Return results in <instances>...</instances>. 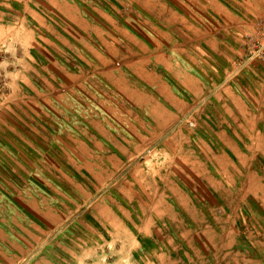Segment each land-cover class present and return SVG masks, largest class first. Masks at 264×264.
Segmentation results:
<instances>
[{
    "label": "rangeland",
    "instance_id": "obj_1",
    "mask_svg": "<svg viewBox=\"0 0 264 264\" xmlns=\"http://www.w3.org/2000/svg\"><path fill=\"white\" fill-rule=\"evenodd\" d=\"M9 1L17 16L20 3ZM71 1L117 52H107L108 66L133 60L140 46L157 49L197 86L171 80L185 106L168 108L170 125L155 127L105 86L104 66L85 48L105 55L97 40L63 32L48 12L50 27L29 22L37 44L30 89L11 94L0 76V191L17 202L0 196V264H264V57H251L256 29L219 20L205 0ZM218 1L244 16L238 0ZM171 7L189 29L170 27ZM22 52L1 51L0 62L16 73ZM130 117L142 141L125 142ZM90 118L118 132L114 163L108 141L88 131ZM30 185L46 196L32 186L40 197L26 199Z\"/></svg>",
    "mask_w": 264,
    "mask_h": 264
},
{
    "label": "crops",
    "instance_id": "obj_2",
    "mask_svg": "<svg viewBox=\"0 0 264 264\" xmlns=\"http://www.w3.org/2000/svg\"><path fill=\"white\" fill-rule=\"evenodd\" d=\"M5 1L6 3H0V52L2 51L11 54L16 48L23 50L22 57L19 61L22 68L17 69L16 73L14 72L15 69H6L8 66V60L2 63L0 62V76H4L7 79L8 92L11 94L18 92L19 89L21 91L30 89L29 77L31 73L30 65L32 58L29 51L31 48L36 47L37 44L33 39L34 36L32 38V31L29 29L28 23L33 22L41 28L50 27V20H48V17L46 16L47 12L65 23L62 25L59 22V24L62 25L60 26L62 27L60 29H62L63 32L72 34L71 36H81V38L84 37L85 39L88 36H91L97 40L104 49L106 48L105 55H102L93 49L88 48L84 40H80L86 44V46H84L90 58L99 62L101 66H104L100 72V76L106 87L113 91L122 102L124 101L128 108L133 109V111L137 110L145 116H148L150 122L154 124L155 127L161 128V126L170 125L171 116L168 113L170 112L168 108L176 107L180 109L185 106V102L182 100L183 97L176 93L170 83L171 80L177 81V83L186 90H194L197 86V81L194 77L188 74L184 68H180L179 65L177 66L173 59H170V57L159 52L157 49H154V51H147L144 47L140 46L142 48L141 53H138L133 60L126 62L123 66H108L110 62L107 59V55L109 57L110 55L107 52L109 51L111 57L116 55L117 52L113 51L114 48L112 45L102 36L100 28L84 18L77 5L71 0H42L35 6L31 5L30 0H14L20 3V9L17 16H15L13 10L10 9V1ZM180 1H182L183 6L185 7L184 3L186 0ZM205 1L207 2V5L210 6V9L217 13V18L219 20L240 22L245 28L251 29L250 32L254 31L260 22L264 21V0H238L245 20H240L243 17L238 18V16L232 15L222 4L219 3L218 0ZM139 2L144 7L148 6L143 0ZM170 4L178 7V5L171 1ZM42 7L44 9H42ZM237 10L239 11L240 9L237 8ZM237 10L235 9V11ZM175 22L181 24L183 28L189 29L191 27L189 21L185 17L176 13L171 7L170 27H172ZM223 27H225V25ZM250 32L248 30V34ZM68 76V74L64 75L67 79L69 78ZM128 119L129 120L122 124L124 125L125 130L118 124V126L126 132L127 136L124 140L126 139L132 143L140 140L142 141V131L138 128L137 123H135V121L138 120L134 117ZM92 122L93 120H91V118L86 120L89 127L88 131L92 130L94 134H97L102 139H106L108 145L111 146L110 148L112 151L114 150L116 152L115 154H117V151L121 149L118 146V141L115 139V137H118L116 129L108 126L105 121H102V127L99 129V127L96 128ZM94 144L92 145H97V143ZM79 146V141H76L75 148L77 150ZM114 151L106 153V159L110 163H114L116 159ZM133 151L137 152L138 149L134 146ZM90 166L91 165L84 164L83 168L87 169L90 168ZM52 183L56 186L54 182ZM32 186L34 185L26 186L25 191H23L24 196H26V193L29 194L26 196V199H29V197L32 196L35 198L40 197L39 194H36L38 192H35V190L38 189L37 186H34L36 189L32 188ZM39 193L46 196L45 192L41 190H39ZM26 202L30 204L33 203L31 201ZM26 202H24V204H26ZM9 203L17 204V202L13 200H10ZM14 204L12 205L14 206ZM23 215L27 217L25 214Z\"/></svg>",
    "mask_w": 264,
    "mask_h": 264
},
{
    "label": "built area",
    "instance_id": "obj_3",
    "mask_svg": "<svg viewBox=\"0 0 264 264\" xmlns=\"http://www.w3.org/2000/svg\"><path fill=\"white\" fill-rule=\"evenodd\" d=\"M256 35L259 41L255 44V49L251 53V57H264V21L260 22L256 27Z\"/></svg>",
    "mask_w": 264,
    "mask_h": 264
},
{
    "label": "trees",
    "instance_id": "obj_4",
    "mask_svg": "<svg viewBox=\"0 0 264 264\" xmlns=\"http://www.w3.org/2000/svg\"><path fill=\"white\" fill-rule=\"evenodd\" d=\"M171 83V82H170ZM172 84V83H171ZM106 86V85H105ZM0 146H3L4 147V145H2L1 143H0ZM57 186V185H56ZM58 188H60L59 186H57ZM0 196L1 197H3L8 203L10 202V200L6 197V196H4L2 193H1V191H0ZM11 204H14V203H11ZM15 205V204H14ZM22 209V208H21ZM23 210V209H22ZM25 213H26V215L28 214L26 211H25Z\"/></svg>",
    "mask_w": 264,
    "mask_h": 264
}]
</instances>
